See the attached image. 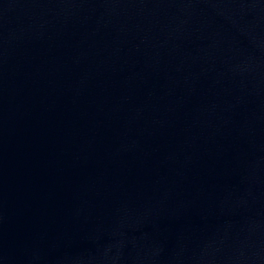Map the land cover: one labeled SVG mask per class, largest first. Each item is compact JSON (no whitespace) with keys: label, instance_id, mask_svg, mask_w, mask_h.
I'll list each match as a JSON object with an SVG mask.
<instances>
[{"label":"water","instance_id":"water-1","mask_svg":"<svg viewBox=\"0 0 264 264\" xmlns=\"http://www.w3.org/2000/svg\"><path fill=\"white\" fill-rule=\"evenodd\" d=\"M0 264H264V0H0Z\"/></svg>","mask_w":264,"mask_h":264}]
</instances>
